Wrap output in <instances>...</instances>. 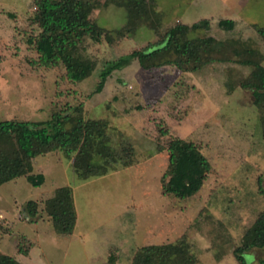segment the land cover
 Listing matches in <instances>:
<instances>
[{
  "label": "rangeland",
  "instance_id": "374dc122",
  "mask_svg": "<svg viewBox=\"0 0 264 264\" xmlns=\"http://www.w3.org/2000/svg\"><path fill=\"white\" fill-rule=\"evenodd\" d=\"M35 1L0 0V122L48 121L81 105L85 119L104 122L112 146L119 137L133 145L136 163L83 181L61 151L37 157L32 173L44 176L41 186L23 177L0 186V254L21 264H130L141 246L185 237L199 264H238L233 250L264 208L258 190H264L259 129L264 103L258 108L251 90L228 87L230 69L247 76L249 68L213 64L189 73L171 66L144 70L132 61L114 71L96 94L103 68L159 36L147 28L128 35L122 29L125 11L101 6L92 19L105 36L98 44L86 43L96 69L73 83L63 66L37 64L29 42L39 33ZM154 1L160 35L177 23L207 19L209 29L199 36L250 40L264 56L255 32L264 28V0ZM220 19L234 21V30L219 28ZM174 138L193 142L211 165L201 189L187 200L162 194L168 158L156 145ZM65 186L72 190L77 217L70 236L57 234L42 212L54 190ZM28 201L38 204L32 220L25 212ZM245 258L259 264L264 251L253 249Z\"/></svg>",
  "mask_w": 264,
  "mask_h": 264
},
{
  "label": "trees",
  "instance_id": "16d2710c",
  "mask_svg": "<svg viewBox=\"0 0 264 264\" xmlns=\"http://www.w3.org/2000/svg\"><path fill=\"white\" fill-rule=\"evenodd\" d=\"M101 6H114L126 13L122 29L134 36L140 28L154 32L159 39L145 47L133 50L100 71V80L94 93L101 92L108 77L136 61L144 70L171 66L182 72L197 73L213 64H235L249 68L247 76L228 72V87L252 91L254 105L264 103V56L252 41L227 37L216 40L199 36L209 29V21L202 19L190 25L177 23L160 35L161 14L154 0H36L33 23L38 35L30 39L38 54L37 64L47 69L63 66L65 77L80 83L96 69V62L86 53L88 41L98 44L105 32L98 28L92 16ZM218 27L226 32L235 28V22L220 19ZM256 35L264 44V28H256ZM259 129L264 155V113L259 116ZM101 120L85 119L83 107L68 108L42 122H0V186L23 177L33 187L44 182V176L34 175L33 163L39 156L61 151L71 159L72 170L79 180L102 177L118 168L136 163V151L126 139L119 137L115 146ZM158 152H166L167 168L161 178L162 194L187 200L198 193L211 170V165L200 149L191 141L174 138L165 146L157 144ZM264 204V190L259 186ZM32 220L38 213V204L28 201L25 209ZM42 212L59 235L70 236L76 224L72 190L60 187L44 202ZM25 218V217H24ZM264 251V208L252 225L246 229L233 250L238 264H247L246 253ZM0 264H21L11 256L0 254ZM130 264H199L185 237L173 243L147 245L136 249ZM264 264V258L259 261Z\"/></svg>",
  "mask_w": 264,
  "mask_h": 264
}]
</instances>
